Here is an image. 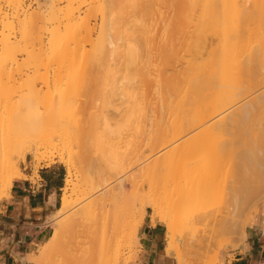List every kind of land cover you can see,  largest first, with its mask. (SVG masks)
I'll list each match as a JSON object with an SVG mask.
<instances>
[{"label":"rangeland","instance_id":"1","mask_svg":"<svg viewBox=\"0 0 264 264\" xmlns=\"http://www.w3.org/2000/svg\"><path fill=\"white\" fill-rule=\"evenodd\" d=\"M14 1L0 0V118H4L0 120V131H3L0 132V166L5 163L3 159L7 155L5 158H11L20 170L21 163L31 164L34 170L56 163L63 167L66 175L68 163L75 182L78 174L80 178L81 174H110L107 163L111 164L115 160L113 158L129 156L127 174H181L184 180L194 174H218V178L223 174H264V120L261 114L255 112L246 122L223 129L218 126V121H213L214 115L209 114L212 101L228 98L237 90L240 94L251 91L262 68L253 66L248 70L239 65L237 58L223 68L216 60L218 55L209 54V43L219 45L227 43L226 39L232 42L235 37L231 39L227 35L228 38H222L226 40L224 42L220 33L210 36L213 29L218 26L221 29L226 24L220 15L213 18L209 12H201L204 5L200 2L205 0H122L120 4L117 0L115 3L113 0ZM239 1L246 3V0ZM261 19L254 20V25L264 26V17ZM52 34L55 45L68 47L66 58L62 59L52 52ZM132 47H137V59H131L130 51L134 56ZM185 48L191 50L190 54ZM174 49L181 53L186 51L184 56L191 55L193 67L187 76L186 64L177 65L183 74L178 80L176 106L168 110L166 116L179 120L185 115L183 109L186 105L181 104L180 98L186 80L190 79L196 85L200 83L195 87L196 91L194 89L193 96L196 98L193 99L191 116L195 120L201 117L206 120L190 130L194 144L186 148L169 147L156 158L152 150L160 147L166 129L147 125L129 128L128 134H120L123 120L118 112L126 107L127 94L132 88L141 86L144 79L146 84L151 85L150 97L157 94L154 81L161 78L164 72L161 61L170 58ZM11 54L15 55V60L9 57ZM129 57L133 63L128 61ZM233 106L216 112L215 116L224 120L235 117L241 103ZM105 113L112 118L105 123L97 122ZM9 136L19 143L13 144L14 140ZM0 175L5 177L8 174ZM223 178L219 180L217 192L208 201L175 220V255L163 254L162 250L172 244L165 243L164 225L155 223L160 233V264H169L171 260L175 261L174 264H188L194 255L200 253L217 252L219 257L222 250L234 249L244 241L245 238L240 239L238 233H214L213 221L206 226L189 225L190 218L199 209L217 213L224 207ZM136 179L139 181L132 188L136 208L141 204L145 207L140 225L144 220L151 223V208L146 194H142L147 185L141 184V178ZM62 192L61 188L56 208L60 205ZM247 201L242 205V216L255 211L261 217L262 226L264 216L261 205L255 209L256 199ZM69 213L62 214L59 221L66 219ZM247 220L246 229L256 216H248ZM48 221L49 237L56 224ZM207 239H211V246L202 248L201 242ZM137 240L139 245L134 249L125 246L120 249L115 264H144L146 253L138 232ZM262 240L264 245V235ZM40 250L39 245L35 255ZM134 250L136 254L132 258ZM60 252L63 254L61 258L52 259L49 264H69L75 257L81 256L77 253L73 258L64 249Z\"/></svg>","mask_w":264,"mask_h":264},{"label":"bare ground","instance_id":"2","mask_svg":"<svg viewBox=\"0 0 264 264\" xmlns=\"http://www.w3.org/2000/svg\"><path fill=\"white\" fill-rule=\"evenodd\" d=\"M15 1L16 3L18 2L17 0ZM113 1L115 3L116 0ZM121 1L117 0V4H120ZM200 4L204 5V9H201V12H209L212 17L220 15L223 18L222 20L225 21L226 25L221 29L218 26V28L210 32L211 37L219 33L221 39L226 38L227 35L231 39L233 38L232 36L235 37L232 42H228L230 40L226 39L227 43H220L219 45L209 43V54L218 55L216 60L223 68L230 60L235 58H237L239 65L249 68L248 70L253 66L262 68L256 75L257 80L252 85L253 89L251 91L240 94L239 90H237L228 98L212 101L213 104L210 105L211 111L209 114L214 115L213 121H218L220 129L230 127L236 123L246 122L255 112H259L264 120V26L262 25L261 27L260 24L254 25V20L264 17V0H246V3L239 0H205L200 2ZM217 21L216 23H218ZM52 38L53 41L51 39L50 42L52 43V52L62 59L66 58L65 55L69 51L68 47L64 45L58 47V44L55 45L54 34H52ZM132 48L134 56H132V51H130L131 59L134 57L137 59V53L135 54L137 47H135L136 50L134 47ZM186 51L190 54L191 50L188 48ZM186 51L181 53V51L174 49L170 58L162 59L164 72L161 78L154 81V89L157 93L154 97H150L151 85L146 84L144 79L141 86L132 88L130 93L127 94V105L122 111L120 110L121 112H118L120 119L123 120L120 134H128L127 129L129 128L145 127L147 125L151 128L164 127L166 129L161 138L160 147L152 150L155 152L156 158L169 147L177 148L182 146L186 148L191 146L192 143L194 144V138L189 135V132L195 124L206 120L204 117L195 120L191 116V111H194L193 99L196 98H194L195 87L200 83L196 85L194 80L192 82L190 79L186 80L182 89L183 95L180 98L181 104L184 103L186 105V108L183 109L185 115L181 116L179 120L166 116L168 110L171 111L176 106L178 80L180 74H183V71L180 70L181 65L186 64L185 67L188 69V73L185 70L187 76L190 75V70L193 67L191 55L184 56L185 53L187 54ZM13 56L15 55L11 54L9 57L13 58ZM131 59L129 57L128 61L133 63L134 61H131ZM177 65H180V67L177 68ZM135 67L137 69V65ZM167 69H171V71L168 72ZM199 90H201L200 87ZM238 102L241 103V106L235 117L224 120L222 117L215 116L216 112L227 110L235 104L238 105ZM233 107L235 108L236 106ZM224 114H226V111H224ZM82 118L80 119L82 120ZM111 118L112 116L105 113L98 118L97 122L105 123ZM8 122L12 124L10 119H8ZM3 126H5V123ZM8 129L11 128L9 127ZM262 130L264 131V126H262ZM10 131L12 132V130ZM4 134L3 136H5ZM9 138L14 140L12 141L13 144L16 142V138L14 139L10 136ZM6 141L4 142L6 143ZM78 142L80 145V140ZM17 143L19 142L17 141ZM17 143L15 144L17 145ZM4 146L8 149L7 145ZM98 146L101 147V145ZM250 147L252 149L251 144ZM5 157L3 159L5 163L0 166V174L8 175L5 177L0 175V198L8 195L14 178L23 176L17 163L11 162V158ZM113 159L110 162L111 164L107 163L110 174H97V176L81 174V178L80 174H78L79 177L77 176L78 179L75 182L72 167L66 163V175L62 186L63 192L60 197V205L52 217H49V220L53 221L56 227L46 241L42 243L40 253L38 255H27V260L32 261L34 264H49L52 259H60L61 255H63L60 250L64 249V252L70 256L73 255V258L77 253L81 255V258L77 255L78 257H75L69 264H115L122 247L134 249L139 245L137 232L145 207L141 204L136 208V200L132 188L139 181L136 179L137 177L141 178L142 185H147L142 190V194H146L147 204L151 208V225L156 222L162 223L165 228V243L167 241L169 245H173L170 246L172 248L167 245L162 250L164 255L172 253L175 255V220L186 212L188 214L190 210L199 205L201 207L203 203L208 201L217 192L220 186V179L223 177L225 178H223L224 182L221 189L224 207L218 210L217 213H211L208 210L200 211L199 209L190 218V226L195 224L206 226L213 221L212 230L214 233H219L220 231L238 233L240 239H243L246 237L245 229L249 220H247V217L251 216L252 218L256 213L254 211L243 217L244 215L242 216L241 214L242 205L247 200L255 198V209H257L258 205H261L260 210H262V215L264 216V174H226V176L223 174L221 178L217 177L218 174H194L188 180H184L181 174H163L164 177L159 176V174H127L130 166V157L124 156L123 158ZM0 164H2V161ZM73 195L76 196L72 200ZM67 211H70L68 217L63 221H59L58 218ZM262 231L264 233V222ZM201 243L202 248L209 246V244L211 246V239ZM57 249L59 251H55ZM80 249L83 255L80 254ZM135 254L136 250L131 255L132 258ZM210 254H196L189 260L188 264H216L218 260L217 252ZM174 262V260H171L169 264H174Z\"/></svg>","mask_w":264,"mask_h":264},{"label":"crops","instance_id":"3","mask_svg":"<svg viewBox=\"0 0 264 264\" xmlns=\"http://www.w3.org/2000/svg\"><path fill=\"white\" fill-rule=\"evenodd\" d=\"M21 172L23 176L14 178L8 195L0 198V264H34L26 257L35 255L49 235L47 220L58 208L65 176L63 167L56 163L37 170L29 163H21ZM255 216L244 241L234 249L222 250L216 264H264L262 220L259 214ZM158 230L157 224L151 225L149 220L138 228L146 253L144 264H160Z\"/></svg>","mask_w":264,"mask_h":264}]
</instances>
